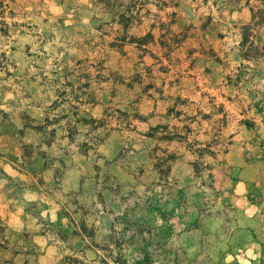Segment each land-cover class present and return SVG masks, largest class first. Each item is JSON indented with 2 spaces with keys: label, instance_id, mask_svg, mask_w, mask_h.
Masks as SVG:
<instances>
[{
  "label": "rangeland",
  "instance_id": "1",
  "mask_svg": "<svg viewBox=\"0 0 264 264\" xmlns=\"http://www.w3.org/2000/svg\"><path fill=\"white\" fill-rule=\"evenodd\" d=\"M0 208V264H264V0H0Z\"/></svg>",
  "mask_w": 264,
  "mask_h": 264
},
{
  "label": "crops",
  "instance_id": "2",
  "mask_svg": "<svg viewBox=\"0 0 264 264\" xmlns=\"http://www.w3.org/2000/svg\"><path fill=\"white\" fill-rule=\"evenodd\" d=\"M251 205H253V204H251ZM254 210L252 211L253 213H255L256 211H257V205H254ZM16 213V212H15ZM0 214H3V210L0 208ZM13 222H11V223H17V222H20V221H18L16 218H15V220H12ZM42 237H43V235L41 234V235H39V238H37V242H38V244H42Z\"/></svg>",
  "mask_w": 264,
  "mask_h": 264
},
{
  "label": "trees",
  "instance_id": "3",
  "mask_svg": "<svg viewBox=\"0 0 264 264\" xmlns=\"http://www.w3.org/2000/svg\"><path fill=\"white\" fill-rule=\"evenodd\" d=\"M0 225H3V222H2V220H1V218H0Z\"/></svg>",
  "mask_w": 264,
  "mask_h": 264
}]
</instances>
